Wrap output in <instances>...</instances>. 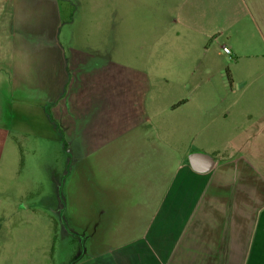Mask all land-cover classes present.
Returning a JSON list of instances; mask_svg holds the SVG:
<instances>
[{"label": "crops", "instance_id": "1", "mask_svg": "<svg viewBox=\"0 0 264 264\" xmlns=\"http://www.w3.org/2000/svg\"><path fill=\"white\" fill-rule=\"evenodd\" d=\"M161 6L185 54L221 48L227 78L154 81L112 48L65 47L59 0H0V166L11 110L73 145L75 264H264V0ZM120 10L129 20L128 0ZM192 153L214 168L193 170Z\"/></svg>", "mask_w": 264, "mask_h": 264}, {"label": "rangeland", "instance_id": "2", "mask_svg": "<svg viewBox=\"0 0 264 264\" xmlns=\"http://www.w3.org/2000/svg\"><path fill=\"white\" fill-rule=\"evenodd\" d=\"M125 1L59 0L61 43L112 48L118 60L149 70L158 82L193 79L192 75L199 79L205 73L219 82L222 74L227 78L231 62L218 45L207 47V63L203 53H184L188 45L182 26L170 25L164 17L167 9L160 8L159 24L154 20V3L182 5L186 0H128L132 11L129 20L122 21L120 6ZM130 2L139 5L136 8ZM175 29L180 38L174 35ZM228 38L220 35L221 47ZM205 65L212 72H205ZM197 67L202 71L193 72ZM19 112L10 111L14 139L0 166V264H75L84 255V236L75 233V149L70 144L69 153L65 151L61 140L66 137L60 139V134L57 139L53 124L44 117ZM86 259L80 264H88Z\"/></svg>", "mask_w": 264, "mask_h": 264}, {"label": "water", "instance_id": "3", "mask_svg": "<svg viewBox=\"0 0 264 264\" xmlns=\"http://www.w3.org/2000/svg\"><path fill=\"white\" fill-rule=\"evenodd\" d=\"M189 162L193 170L199 173L210 172L216 164V160L212 156L204 153H192L189 156Z\"/></svg>", "mask_w": 264, "mask_h": 264}, {"label": "built area", "instance_id": "4", "mask_svg": "<svg viewBox=\"0 0 264 264\" xmlns=\"http://www.w3.org/2000/svg\"><path fill=\"white\" fill-rule=\"evenodd\" d=\"M224 52H225L226 54H228V55L231 54V51H230V49H229L228 47H224Z\"/></svg>", "mask_w": 264, "mask_h": 264}, {"label": "trees", "instance_id": "5", "mask_svg": "<svg viewBox=\"0 0 264 264\" xmlns=\"http://www.w3.org/2000/svg\"><path fill=\"white\" fill-rule=\"evenodd\" d=\"M59 131L62 133V130L59 128ZM64 140V139H63Z\"/></svg>", "mask_w": 264, "mask_h": 264}]
</instances>
